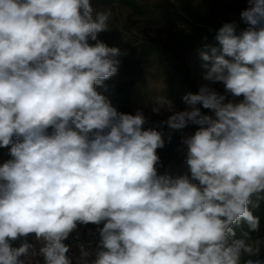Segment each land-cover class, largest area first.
Instances as JSON below:
<instances>
[{
  "label": "clouds",
  "instance_id": "9594fccd",
  "mask_svg": "<svg viewBox=\"0 0 264 264\" xmlns=\"http://www.w3.org/2000/svg\"><path fill=\"white\" fill-rule=\"evenodd\" d=\"M246 3L153 121L99 91L128 54L99 38L110 8L0 0V264H264V0ZM177 133L187 171L161 173Z\"/></svg>",
  "mask_w": 264,
  "mask_h": 264
},
{
  "label": "rangeland",
  "instance_id": "374dc122",
  "mask_svg": "<svg viewBox=\"0 0 264 264\" xmlns=\"http://www.w3.org/2000/svg\"><path fill=\"white\" fill-rule=\"evenodd\" d=\"M121 1L91 0L97 9L112 10L110 26L113 30L101 33L99 38L109 46L128 52L126 56L119 57L122 63L118 75L105 82L107 91L103 88L99 91L107 95L115 107L124 105L126 108L124 112L134 113L137 108H141L153 121H159L166 118L167 113L163 116L151 114L150 109L157 96H167L177 108L182 109L184 107L182 96L188 92L195 93L180 82L178 59L166 51H158L150 43L151 40H157L161 46H171L175 43L182 28L169 17L168 11L178 6L176 1L174 3L172 0H135L140 4L149 5L154 10L153 16H147L134 13ZM237 1L239 0H199L198 4L217 8L221 19L232 15L233 4ZM178 51L182 52L190 76L198 88L204 83L201 78L202 62L198 54L186 51L185 48ZM216 87L222 91V86L216 85ZM194 130V127H190L185 132L191 133ZM158 153L163 154L161 173L168 171L173 175H182V172L187 171L184 163L185 150L179 142L178 133L174 134L172 143L158 150ZM9 158L8 149L0 148V164ZM261 238H264V233ZM259 258L264 259V248Z\"/></svg>",
  "mask_w": 264,
  "mask_h": 264
},
{
  "label": "trees",
  "instance_id": "16d2710c",
  "mask_svg": "<svg viewBox=\"0 0 264 264\" xmlns=\"http://www.w3.org/2000/svg\"><path fill=\"white\" fill-rule=\"evenodd\" d=\"M175 1L178 7L174 10L168 11L169 17L182 28L180 34H178L175 39V43L171 46H161L157 40H151L150 43L158 51H166L178 59L179 66L177 67L180 82L187 85L194 92H197L198 88L196 87L193 78L190 76L187 63L182 57V52L178 51V49L185 48L186 51L197 53V49H199L203 43L213 42L215 30L221 27L224 23L232 21L240 22V12L245 9L247 5L245 0L234 2L232 15L220 19L219 10L217 8L198 4L199 0ZM121 2L134 13L145 14L147 16H153L155 13L149 5L140 4L135 0H122ZM240 26H244L242 22L240 23ZM209 29L212 31H209ZM205 37H207V41H205ZM125 109L124 105L118 107V110L122 112H124ZM162 156L163 154L160 155V157ZM160 170H162V168ZM185 172H182V174ZM252 211L254 215L260 218V231L259 233H252V236L254 238L257 236L261 237L264 232V201H261L258 209H252ZM88 228H94V226L89 225ZM19 243V241H16L14 242V245L18 246Z\"/></svg>",
  "mask_w": 264,
  "mask_h": 264
},
{
  "label": "built area",
  "instance_id": "2783aa9c",
  "mask_svg": "<svg viewBox=\"0 0 264 264\" xmlns=\"http://www.w3.org/2000/svg\"><path fill=\"white\" fill-rule=\"evenodd\" d=\"M89 229H93V228H86V229H82L81 230V240L84 242V243H88L89 242V240H94V237L93 236H90L89 234H88V230ZM29 239H31V238H29ZM70 242V241H69Z\"/></svg>",
  "mask_w": 264,
  "mask_h": 264
},
{
  "label": "crops",
  "instance_id": "0c3cea01",
  "mask_svg": "<svg viewBox=\"0 0 264 264\" xmlns=\"http://www.w3.org/2000/svg\"><path fill=\"white\" fill-rule=\"evenodd\" d=\"M264 233V232H263Z\"/></svg>",
  "mask_w": 264,
  "mask_h": 264
}]
</instances>
